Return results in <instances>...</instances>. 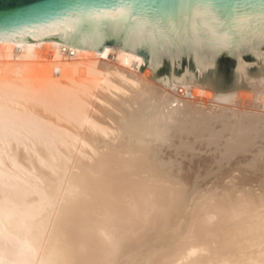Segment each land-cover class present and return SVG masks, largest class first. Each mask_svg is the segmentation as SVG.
Segmentation results:
<instances>
[{
    "label": "bare ground",
    "instance_id": "obj_1",
    "mask_svg": "<svg viewBox=\"0 0 264 264\" xmlns=\"http://www.w3.org/2000/svg\"><path fill=\"white\" fill-rule=\"evenodd\" d=\"M142 63L0 42V264H264V110Z\"/></svg>",
    "mask_w": 264,
    "mask_h": 264
},
{
    "label": "water",
    "instance_id": "obj_2",
    "mask_svg": "<svg viewBox=\"0 0 264 264\" xmlns=\"http://www.w3.org/2000/svg\"><path fill=\"white\" fill-rule=\"evenodd\" d=\"M261 15L264 0H0V42L119 47L141 57L139 72L165 88L172 62V82L196 85L194 98H245L264 110ZM219 47L232 56L214 53Z\"/></svg>",
    "mask_w": 264,
    "mask_h": 264
},
{
    "label": "clouds",
    "instance_id": "obj_3",
    "mask_svg": "<svg viewBox=\"0 0 264 264\" xmlns=\"http://www.w3.org/2000/svg\"><path fill=\"white\" fill-rule=\"evenodd\" d=\"M11 212L0 207V249L10 246L12 243L8 224L11 221Z\"/></svg>",
    "mask_w": 264,
    "mask_h": 264
},
{
    "label": "snow or ice",
    "instance_id": "obj_4",
    "mask_svg": "<svg viewBox=\"0 0 264 264\" xmlns=\"http://www.w3.org/2000/svg\"><path fill=\"white\" fill-rule=\"evenodd\" d=\"M259 20H260V29H261V35H262V37H264V15H261L260 17H259ZM234 38V37H233ZM215 39L217 40V41H220V40H223V41H227V39H228V36L227 35H225V36H217V37H215ZM214 53H217V54H224V53H227V54H229V55H231L232 56V50H231V48H223V47H219V48H216V49H214Z\"/></svg>",
    "mask_w": 264,
    "mask_h": 264
},
{
    "label": "rangeland",
    "instance_id": "obj_5",
    "mask_svg": "<svg viewBox=\"0 0 264 264\" xmlns=\"http://www.w3.org/2000/svg\"><path fill=\"white\" fill-rule=\"evenodd\" d=\"M110 60L113 62L114 60L112 59V58H110ZM178 92H179V90H178ZM180 95H182L181 93H179Z\"/></svg>",
    "mask_w": 264,
    "mask_h": 264
}]
</instances>
